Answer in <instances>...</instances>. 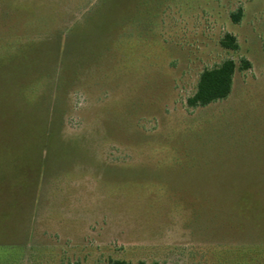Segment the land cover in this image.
<instances>
[{
	"label": "rangeland",
	"instance_id": "rangeland-1",
	"mask_svg": "<svg viewBox=\"0 0 264 264\" xmlns=\"http://www.w3.org/2000/svg\"><path fill=\"white\" fill-rule=\"evenodd\" d=\"M115 260L264 264V0H0V264Z\"/></svg>",
	"mask_w": 264,
	"mask_h": 264
},
{
	"label": "trees",
	"instance_id": "trees-1",
	"mask_svg": "<svg viewBox=\"0 0 264 264\" xmlns=\"http://www.w3.org/2000/svg\"><path fill=\"white\" fill-rule=\"evenodd\" d=\"M242 15L241 9L231 15L234 23H239ZM220 46L232 52L239 49L237 40L231 34H225L220 41ZM250 63L241 59L237 66L232 60H225L218 66L211 69L203 70L199 77L194 90V93L186 100V108L188 110H195L205 108L216 102L227 99L231 93L233 86V77L235 71L244 72L249 70ZM110 264H130L125 261L115 260Z\"/></svg>",
	"mask_w": 264,
	"mask_h": 264
}]
</instances>
